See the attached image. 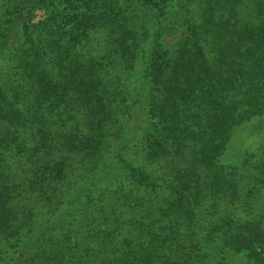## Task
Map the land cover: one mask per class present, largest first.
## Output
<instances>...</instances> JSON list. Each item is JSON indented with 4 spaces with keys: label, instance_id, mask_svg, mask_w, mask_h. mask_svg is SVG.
Listing matches in <instances>:
<instances>
[{
    "label": "trees",
    "instance_id": "trees-1",
    "mask_svg": "<svg viewBox=\"0 0 264 264\" xmlns=\"http://www.w3.org/2000/svg\"><path fill=\"white\" fill-rule=\"evenodd\" d=\"M3 11L0 264H264V0Z\"/></svg>",
    "mask_w": 264,
    "mask_h": 264
},
{
    "label": "rangeland",
    "instance_id": "rangeland-1",
    "mask_svg": "<svg viewBox=\"0 0 264 264\" xmlns=\"http://www.w3.org/2000/svg\"><path fill=\"white\" fill-rule=\"evenodd\" d=\"M8 1L9 0H0V16L1 13L4 12L3 9L5 8ZM43 9L44 6H40V8H36L33 11L34 16L32 17V21H38L43 19V17L45 16ZM148 30L151 31L152 28H148ZM143 43L146 42L143 41ZM127 83L130 84V87H132L135 84V79L130 77ZM137 111L138 112L134 114L130 119L128 116L125 115L123 116L124 118L128 117L127 119H125V123L127 124L126 126L128 127L124 132L128 139L130 137H134L135 135H138V133L140 132V128L143 126L144 123V122L142 123V120H145L146 118L145 110L140 105L138 106ZM255 119L250 124L240 125L239 127L234 128L232 130L231 137L227 145L228 146L226 151L227 154L225 155V158L228 159V161H234L235 159L234 157L238 152H240L241 150H247L248 148H252L253 146H255V142L258 139L260 140L264 138V115H262V118L260 120L258 119L255 120ZM119 167L120 166H115L113 170L118 169ZM17 253L18 250L8 251L5 254V257L6 259L10 260V262L13 263L14 260H18L19 258L17 257Z\"/></svg>",
    "mask_w": 264,
    "mask_h": 264
}]
</instances>
